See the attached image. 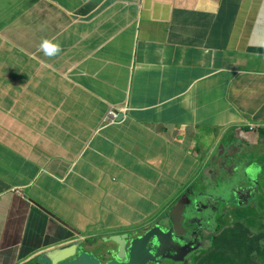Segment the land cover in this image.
<instances>
[{
    "label": "crops",
    "instance_id": "1",
    "mask_svg": "<svg viewBox=\"0 0 264 264\" xmlns=\"http://www.w3.org/2000/svg\"><path fill=\"white\" fill-rule=\"evenodd\" d=\"M229 146L262 173L264 0H0V264L155 227Z\"/></svg>",
    "mask_w": 264,
    "mask_h": 264
},
{
    "label": "water",
    "instance_id": "2",
    "mask_svg": "<svg viewBox=\"0 0 264 264\" xmlns=\"http://www.w3.org/2000/svg\"><path fill=\"white\" fill-rule=\"evenodd\" d=\"M205 164L204 162L203 165ZM234 196L237 197V194ZM200 204L184 196L170 212V215L174 216L175 219L165 226L160 227L157 225L156 228L143 230L142 233H127L103 239L102 244L112 242L117 246L116 250H105L100 244L93 246L97 251H106L108 255H115L116 259H112L106 263L91 254L83 243L77 241L57 250L38 253V258L32 264H143L152 259V256L147 255L146 247L148 245L155 248L159 247L163 251H171L173 250L172 247L185 250L188 246L180 247L179 244L175 243L174 238L178 236L179 229L185 231L182 227L184 209L187 207L197 212ZM167 243H171V247L168 250L166 249ZM122 259L126 260L125 263H121L120 260ZM182 259L184 258L182 257ZM16 261H18V258L13 257V262Z\"/></svg>",
    "mask_w": 264,
    "mask_h": 264
},
{
    "label": "flooded vegetation",
    "instance_id": "3",
    "mask_svg": "<svg viewBox=\"0 0 264 264\" xmlns=\"http://www.w3.org/2000/svg\"><path fill=\"white\" fill-rule=\"evenodd\" d=\"M226 158V157H224ZM261 175V173L259 174ZM259 175H255L256 177H258ZM202 186V185H201ZM257 189H251V193L249 191L247 192H237V199L236 197L234 196L235 200L239 201V204L241 206H243L244 204L246 203H251V202H254V203H257L256 202V199H262L263 198V194L260 193L258 194L256 192ZM188 193V192H187ZM189 194V197L192 199L195 198V196L191 195V193H188ZM223 204L226 206L225 208L223 209H219L218 212H210L212 213L213 215H216V222L219 223L220 221H223V220H226L230 213L232 211H238L237 213V218L241 219V212L244 211L242 209L239 208L238 206V203L235 202V201H227V200H224L223 201ZM256 208L257 207H251V208H248L252 211H256ZM214 209V211H217L218 209L216 207H213L212 205L209 206V209L208 210H212ZM198 217H199V214H198ZM238 224L240 225V223L238 222ZM236 225H233V229L235 228ZM184 228L185 231H183L182 229H179L178 230V236L174 238V241L178 244H180L179 246L180 247H184V246H188L187 249L184 250V252L181 254H179L178 256L179 257H184L185 256V252L189 251V250H192L190 253H188L185 257H184V260L186 261V263H192L194 261L197 262L199 258H204L206 257L207 255L211 254L214 249L212 247V240H216V239H219L220 236H222V230L227 228V226H224L221 228V231L217 233V231L215 230L214 231H211L209 229H205V228H201V225H199L198 222H194V223H188L186 222L185 224H183L182 226ZM250 226H247L243 229H247L249 228ZM199 229H201V231L199 232ZM241 231V230H239ZM250 236H253L254 235H249L247 238H250ZM256 238V237H254ZM109 248H116L117 246L114 245V246H108ZM148 248H150V246L148 245L147 246ZM171 247V243H167L166 244V249L168 250L169 248ZM173 248V247H172ZM155 250H161L159 247H156L154 248ZM180 249V248H178ZM207 249V250H205ZM163 251V250H162ZM173 251V250H172ZM156 252V251H155ZM100 260L102 262H108L112 259H116L115 258V255H108V254H103V255H100ZM159 260H162L161 257L159 258ZM162 264H176V262H173V261H168V260H162Z\"/></svg>",
    "mask_w": 264,
    "mask_h": 264
},
{
    "label": "rangeland",
    "instance_id": "4",
    "mask_svg": "<svg viewBox=\"0 0 264 264\" xmlns=\"http://www.w3.org/2000/svg\"><path fill=\"white\" fill-rule=\"evenodd\" d=\"M225 136L228 137V134H226ZM255 153H257L256 150H255ZM261 153L264 155L263 152H261ZM249 160L251 162L258 161V159L254 158V155L251 156L249 158ZM237 166H238V168L242 167V166H240V164H237ZM251 166L255 167L254 165H251ZM228 173L230 175L229 179L221 180V179H219L220 178L219 177L218 179H215L214 181H212V186L204 185L203 182H199V183L194 184L193 190L190 192L191 195L195 196L194 200L197 201L198 203L205 204L207 202L208 197L210 198V200H213V202H216L217 199H220L222 201V202H218L217 203L218 205L216 204L214 206L218 209L217 211H214V209H212V210H208V211L204 212L203 206L201 204L198 206L199 217L195 216L192 219V221L198 222L199 225H201V228L209 229V230L214 231V232L216 230L218 233L221 230V226L216 222L217 216L213 215L210 212L215 213V212H218L219 209H223V206H224L223 201L224 200L233 201L234 195L237 193V189H240V185H243L242 181L254 182L257 179V177L254 175L253 170H250L247 172L243 171V170H238L235 173H231V172H228ZM232 175H234V176H232ZM261 175L263 176L262 173H261ZM234 189H236V190H234ZM186 194H187V192L181 193L175 201H178L183 195H186ZM236 199H237V197H236ZM189 210L195 213V211H193L191 209H189ZM162 219H163V217L161 218V220ZM161 220H159L155 224V227L157 225H159L160 227H163V224H161ZM132 230H137V229H132ZM89 242H94V239L89 240ZM212 244L215 245L216 241L212 240ZM154 248L155 247H151V246H150V248L146 247L147 255L152 256V259L149 260L150 262H154V263L158 264L160 257L162 260L169 259L171 261V258L173 256L172 251H162V249L161 250H155ZM88 251L97 258L101 257L100 254L96 250H88Z\"/></svg>",
    "mask_w": 264,
    "mask_h": 264
},
{
    "label": "trees",
    "instance_id": "5",
    "mask_svg": "<svg viewBox=\"0 0 264 264\" xmlns=\"http://www.w3.org/2000/svg\"><path fill=\"white\" fill-rule=\"evenodd\" d=\"M254 149H256L257 154H262L257 147ZM259 191L260 189L256 190V192ZM256 202L258 206L254 214L251 210V222L247 221L248 209L244 213H241L240 225L235 223L236 226L234 229L233 227H229L230 225L227 220H224V225L228 228L223 231L222 239L219 241L223 249H220L212 255V258H218L219 261L208 264H264V200L263 198H258ZM233 216L237 221L234 213ZM247 226H260L262 228V235H259L261 238L257 237L255 240H250L246 238V235H243L244 237H241L243 241L241 242V250H238L236 247L237 236L235 232L243 230Z\"/></svg>",
    "mask_w": 264,
    "mask_h": 264
},
{
    "label": "bare ground",
    "instance_id": "6",
    "mask_svg": "<svg viewBox=\"0 0 264 264\" xmlns=\"http://www.w3.org/2000/svg\"><path fill=\"white\" fill-rule=\"evenodd\" d=\"M114 123H115V120L113 121V124ZM229 149H230V146L229 147H224V149L221 151L222 155L224 157H226V158L220 159V158L213 157L212 160H209L207 162V164H208L207 167H212L213 168V172L214 173H219L221 176H225V175L229 174L228 172H230V171H233V172H237L238 170L248 171L249 168H246V165H247L246 159H242L241 158V156H243V155H239L240 153H232V152L229 151ZM237 164H240V166H242V167L241 168H238ZM262 174L264 176V170L262 171ZM256 181H257V179H256ZM256 181H255V184L253 182H251V181H242V184L243 185H240V187H247V188H250L251 189L255 185H258L259 186L258 181L257 182ZM236 189H234V190H236ZM184 196H187L190 200H193L194 201L193 198L191 199L189 197V194L188 193L186 195H183L181 198H183ZM233 201H235L237 203L239 202V201H237L235 199ZM174 206L169 211H167L165 213V215L163 216L164 221L166 222V224L172 222L175 219L174 216H171L170 215V212L172 211V209L174 208ZM198 214H199V210L194 213V212L190 211L186 207L184 209V211H183V214H182V217L184 218L183 224H185L186 222H188V223H194L195 221H192V219L195 216H198ZM166 224H163V226H165ZM153 228H156V227H149L148 229H153ZM145 230H147V229H145ZM199 231H201V229H199ZM140 233H142V232H140ZM74 241H76V240H74ZM62 247H65V246H62ZM62 247H59L57 249H60ZM178 251L179 252H184L183 249H178V248L173 247V251H172L173 256L171 258V261H173V258L178 253ZM127 253H128V251H127ZM165 260L170 261L169 259H165ZM120 261H121V263H125L126 260L122 259ZM143 264H156V263L148 261V262H144ZM158 264H162V260H159L158 261ZM191 264H200V263L199 262H195V263H191Z\"/></svg>",
    "mask_w": 264,
    "mask_h": 264
},
{
    "label": "clouds",
    "instance_id": "7",
    "mask_svg": "<svg viewBox=\"0 0 264 264\" xmlns=\"http://www.w3.org/2000/svg\"><path fill=\"white\" fill-rule=\"evenodd\" d=\"M39 48H40V50L41 51H43V53H44V55L45 56H48V57H53V56H55V55H58L59 53H60V51H61V48H60V45L59 44H57V43H53L52 41H50V40H48V39H43L42 41H41V43H40V45H39ZM113 112H114V114H115V118H114V120L117 118V111L116 110H112ZM109 112V111H108ZM108 112H107V114H106V117L108 116ZM106 117L104 118V120H103V123H108V124H112L113 123V121L112 122H110L111 121V117H109V119L108 120H106L105 121V119H106ZM211 152V151H210ZM210 152H209V154L207 155V157H205L204 159H203V161H205V163H207L208 161H209V155H210ZM220 156H221V159H223L224 158V156L222 155V153L220 154ZM204 164V163H203ZM232 176H234V175H232ZM231 176V177H232ZM230 178V175L229 174H227V175H225V176H220V178L219 179H221V180H224V179H229ZM209 186H212V183H210L209 184ZM247 192V191H249L250 193H251V189L250 188H247V187H240V189H237V192ZM258 194H260V193H262L261 191H259V192H257ZM237 194V193H236ZM235 194V195H236ZM235 199V198H234ZM178 202V201H177ZM176 202V203H177ZM226 206L224 205L223 206V208H225ZM247 209H245L244 211H242L241 213H244L245 211H246ZM249 211H248V218H247V221H249V222H251V218H250V216H251V210L250 209H248ZM232 213H234L235 214V217L237 218V213H238V211H232L231 213H230V215H229V217L226 219L227 220V222L229 223L230 221H231V219H230V217H232ZM252 213L254 214V211H252ZM222 222H224V220L223 221H220L218 224L221 226V228L222 227H224L223 226V223ZM240 223L241 222V219H239V218H237V221L235 220V223ZM233 225H230L229 227H232ZM228 228V227H227ZM227 228H225V229H227ZM225 229H223L222 230V233H223V231L225 230ZM221 231V230H220ZM219 231V232H220ZM200 232V231H199ZM127 233H138V231L137 230H132V231H128V232H126V233H124V234H127ZM201 233H202V231H201ZM123 235V234H122ZM115 236H117V235H115ZM222 236H223V234H222ZM222 236H220L219 237V239H216L215 241H216V244L215 245H213L212 244V247H213V249H214V251L211 253V254H209V255H207L208 257H211L212 258V255H214L217 251H219L220 249H223V247L222 246H220V243H219V241H220V239H222ZM110 237H112V236H110ZM110 237H108V238H110ZM108 238H103V239H108ZM103 239H100L99 241H96L94 244H92L93 242H91V244L90 245H88L87 244V242H82V241H80L81 243H83L84 245H85V247H86V249L87 250H96L95 248H93V246L94 245H98V244H100V245H102L103 247H104V249L105 250H116L117 249V247L116 248H114V247H112V248H109L108 246L110 245V246H114L115 244L114 243H112V242H108V243H106V244H102V240ZM250 239V238H249ZM70 240V239H69ZM69 240H67V241H69ZM214 240V239H213ZM250 240H252V239H250ZM85 241H87V240H85ZM74 242V241H73ZM176 243V242H175ZM178 244V243H177ZM217 244H218V246H217ZM70 245V244H69ZM180 245V244H179ZM181 246V245H180ZM217 246V247H216ZM185 247V246H184ZM205 250H207V249H205ZM97 251V250H96ZM189 251H192V250H189ZM188 251V252H189ZM100 255H103V254H106L107 252L106 251H104V252H102V251H97ZM187 252V253H188ZM187 253L185 254V256L187 255ZM184 256V257H185ZM183 257V258H184ZM100 259V258H99ZM216 259H218V258H216ZM104 263H106V262H104ZM192 263H194V261L192 262Z\"/></svg>",
    "mask_w": 264,
    "mask_h": 264
},
{
    "label": "built area",
    "instance_id": "8",
    "mask_svg": "<svg viewBox=\"0 0 264 264\" xmlns=\"http://www.w3.org/2000/svg\"><path fill=\"white\" fill-rule=\"evenodd\" d=\"M109 117H111V121L110 122H112L114 120V118L116 117L115 114H114V112L112 110H110L108 112V116L106 117L105 121L108 120Z\"/></svg>",
    "mask_w": 264,
    "mask_h": 264
}]
</instances>
